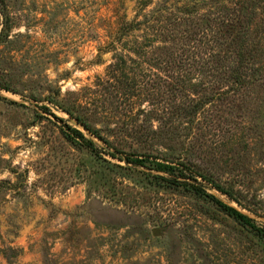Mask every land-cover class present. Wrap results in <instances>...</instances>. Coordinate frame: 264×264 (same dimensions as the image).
Returning <instances> with one entry per match:
<instances>
[{"label":"rangeland","instance_id":"obj_1","mask_svg":"<svg viewBox=\"0 0 264 264\" xmlns=\"http://www.w3.org/2000/svg\"><path fill=\"white\" fill-rule=\"evenodd\" d=\"M220 15L226 79L191 71L204 86L175 105L199 114L145 125L171 83L157 61L216 49L202 32ZM150 18L159 34L135 25ZM178 171L264 230V0H0V264H264L262 235L160 179Z\"/></svg>","mask_w":264,"mask_h":264},{"label":"trees","instance_id":"obj_2","mask_svg":"<svg viewBox=\"0 0 264 264\" xmlns=\"http://www.w3.org/2000/svg\"><path fill=\"white\" fill-rule=\"evenodd\" d=\"M245 5H246L245 3L242 4V6L246 8ZM204 18H206L208 20V17L204 16ZM155 22H157V20L152 22L151 18H150V19H146L144 22H136L135 25L137 27L146 26L150 29L156 30V34H159L160 28H158L154 24ZM210 25H211L210 30L206 29V31L202 32V34H203L202 39L205 41H208L209 43L214 44V46L217 47L216 49H209L210 52H208V50L198 51V50H200L198 47H192L191 48L192 52L190 53V54H192L191 56L185 55L183 57H180L177 55L178 58L170 57L166 61L162 60V59L157 61L158 66H161L162 64H164L166 67L168 66V68H169V72H167V73H169V76L158 75L157 78L162 82L165 81L164 83H166L167 80H169L171 83H169L168 86H166V88L168 89L166 93L162 90V84L156 85L155 95H156V97L161 99V102L158 101L156 104L153 105L154 110L149 113V118L147 120L143 121V123H145V125H147V123L152 122L154 119L161 121L162 123L165 120H168V119H165V117L163 118L162 116H159V115H167V112L170 110L167 107L169 105L172 108H176V111H178V113H180L179 114L180 117H182L181 119H183V118L186 119L187 117H192V116L194 117V116L199 114L200 109L198 108L199 106H197V105H194L193 107H191V106L187 107L188 104H186L185 102H183V106L182 105H178V106L175 105L176 102L180 101L178 99L179 96L185 97L184 99H186V100H190V98L192 97L191 95L197 96L198 91L194 88H198V86H204V85H202L203 83H200V85H198V84H195L192 82H190L189 84H188V82H185V78L187 76L192 75L191 71H193L194 74L196 72H198L199 75L202 77V79H204L205 81H209V82H215L219 79H226L225 75H226V73H227L226 71L228 69V66H226V61L227 62H229V61H228L227 54L224 51V49H225L224 42L226 41L225 36L227 34L224 35V34L220 33V31L224 30L225 32L228 33L233 28V23L230 22L229 18L220 15L217 19H212ZM129 27H130V29L133 28L132 25H129ZM183 38H180V40L183 41ZM199 42H200V44H205L208 46L207 43H204L201 40ZM235 55H236V53H235ZM238 57H239V55H238ZM120 62L122 64H125V60L123 58L120 59ZM176 63H179L180 65L184 64V66H186L187 69L184 68V71L176 70ZM119 67H120V65L118 66V64H115V65L109 67V69H110L109 73L112 74V77H114L112 72L117 71V69ZM199 68H200L199 71L195 70V69H199ZM229 68H231V67H229ZM112 77H111V75L108 76V79L106 81H103V83L104 82L110 83L113 80ZM164 77H166V80L163 79ZM236 79H238V78H236ZM236 79L234 81L237 82ZM116 88L118 90H120V85L119 86L116 85ZM122 90H123V88H122ZM123 91H125V90H123ZM118 94L119 95L121 94V96L124 95L123 92H118ZM128 95H130V94H126L125 96L127 97ZM163 103L166 104V108H165V105ZM68 114L70 116L73 115L69 111H68ZM142 115H145V113L143 112ZM76 120L79 123H81L84 126V128L86 130H88L90 133L97 135L98 137H101L99 135V131L93 130L91 128V126L89 124L83 122V120L81 118L77 117ZM143 123L139 125L137 122L136 123V124H138L137 129L135 130V132H132L131 135L134 136V138H136L137 140H139L140 143L148 145V142H150V139L148 136L141 135V136H143V139L139 137L140 136L139 130L146 129V127H144L145 125H143ZM66 126L72 132V135H73V137L66 135V138L70 142H75V143L80 142L86 148L90 149L92 152H95V144L93 141L87 140L85 135L80 130L72 128L71 126H68V125H66ZM165 126H167V125L165 124ZM150 131H151V133H155L152 126H151ZM104 141L106 142L107 145H109V146L111 145L109 140H104ZM125 155H126L125 160L127 161L128 164H134L137 166H141L144 163L143 160L140 159L139 157H137L136 159H133L129 155H127V154H125ZM144 157L149 158L150 156H142V158H144ZM158 168L159 169H167V170H171V171H177V168L175 169V168H173V166H166L163 164H158ZM174 177H175L174 179L163 178V177H160V179H162L165 182L174 184L176 186L189 187L195 193L204 195L205 197H207L208 199L213 201L227 216L232 218L235 222L239 223L242 226L251 228L252 230L256 231L257 233H259L260 235H262L264 237V230L257 228V226L254 224L253 220L250 219L248 216L244 215L243 213L238 211L236 208L223 203L222 201H220L215 196L208 194L205 190H202L200 187L188 183L187 180L190 179V176L184 174V172H182V171H178V173H176V175ZM215 188L219 192L227 195L230 199L233 198L231 194H229L228 192L223 190L220 186H215Z\"/></svg>","mask_w":264,"mask_h":264},{"label":"water","instance_id":"obj_3","mask_svg":"<svg viewBox=\"0 0 264 264\" xmlns=\"http://www.w3.org/2000/svg\"><path fill=\"white\" fill-rule=\"evenodd\" d=\"M158 234V232H155V235H157Z\"/></svg>","mask_w":264,"mask_h":264}]
</instances>
